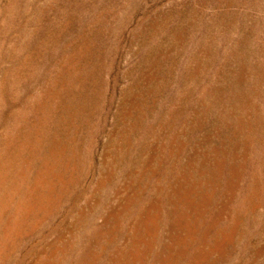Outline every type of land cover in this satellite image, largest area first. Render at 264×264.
Instances as JSON below:
<instances>
[{
  "label": "rangeland",
  "instance_id": "374dc122",
  "mask_svg": "<svg viewBox=\"0 0 264 264\" xmlns=\"http://www.w3.org/2000/svg\"><path fill=\"white\" fill-rule=\"evenodd\" d=\"M0 264H264V0H0Z\"/></svg>",
  "mask_w": 264,
  "mask_h": 264
}]
</instances>
